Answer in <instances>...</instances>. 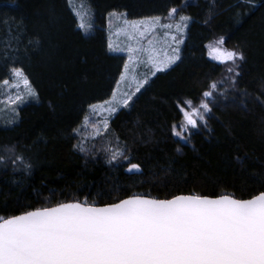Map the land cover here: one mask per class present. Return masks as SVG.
<instances>
[{
  "label": "trees",
  "instance_id": "trees-1",
  "mask_svg": "<svg viewBox=\"0 0 264 264\" xmlns=\"http://www.w3.org/2000/svg\"><path fill=\"white\" fill-rule=\"evenodd\" d=\"M82 1L93 13L89 36L69 0H0V83L12 77V66L21 67L37 93L14 126L0 127V146H13L0 148L6 158L0 164V214L86 198L102 206L133 193L249 198L264 190V104L256 99L264 101V0L187 6L183 14L191 22L179 62L158 74L130 109L118 112L85 152L76 147L81 140L75 131L91 105L111 98L126 63L108 48L110 14L163 18L187 0ZM216 37L245 57L238 94L213 110L210 132L195 133L182 145L170 128L180 118L176 102L198 100L220 76L219 65L207 56ZM106 147L127 152L142 171L127 172L123 160L109 164ZM19 154L30 158V172L12 162Z\"/></svg>",
  "mask_w": 264,
  "mask_h": 264
},
{
  "label": "snow or ice",
  "instance_id": "snow-or-ice-1",
  "mask_svg": "<svg viewBox=\"0 0 264 264\" xmlns=\"http://www.w3.org/2000/svg\"><path fill=\"white\" fill-rule=\"evenodd\" d=\"M190 21L176 7L163 18L126 20L124 32L129 40L135 41V46L114 48L110 43L108 48L112 52L127 51L125 73L130 65L140 64L147 66V72L144 79L135 81L134 91L123 92L119 97L114 92L112 99L103 105H91L92 112L103 109L112 115L118 110L117 105L128 108L132 97L149 83L148 73L155 76L176 64L181 59L179 45L184 42L181 37ZM84 27L83 23L79 24L80 29ZM158 30H167L166 35L175 30L172 44L167 45L171 53L158 47L155 35ZM144 40L146 47L141 44ZM224 44V37L214 42L212 59L226 65L229 75L224 79L235 88L238 81L233 76H239L237 62L245 57L238 50L224 48ZM10 72L15 82L5 78L4 86L11 83V87L18 89L23 82L26 94L36 96L21 67L12 66ZM126 79V75L120 76L121 81ZM223 82H210L198 100L184 98L176 102L180 118L170 128L177 140L188 142L193 130L208 128L211 100L224 96L218 92ZM243 95L249 94L245 91ZM256 99L264 104L259 97ZM23 100L24 95L17 94L9 102ZM88 121L86 116V125ZM92 127L91 138L95 139L102 130L95 124ZM107 129L108 120L104 119L103 131ZM75 134L80 135V131L76 130ZM87 139L76 146L79 151H86L83 145ZM0 148L13 150L8 145ZM104 150L110 153L109 164L123 160L127 172L142 171L139 164L130 162L127 152L108 147ZM11 159L14 164L19 162L22 171L30 172V158L19 154ZM5 161V156L0 155V164ZM0 264H264V190L249 198L189 193L160 199L133 193L102 206L86 198L25 209L19 214H0Z\"/></svg>",
  "mask_w": 264,
  "mask_h": 264
},
{
  "label": "rangeland",
  "instance_id": "rangeland-1",
  "mask_svg": "<svg viewBox=\"0 0 264 264\" xmlns=\"http://www.w3.org/2000/svg\"><path fill=\"white\" fill-rule=\"evenodd\" d=\"M197 1L198 0H187L182 7L178 8L179 14L184 15L183 11L186 9V7L189 6L190 4L196 3ZM69 5H70L71 10L73 11L74 15L76 16V18L78 20V25L81 23H83L85 25L84 29L83 30L81 29L82 32L84 33V35L85 36L91 35L92 31H93V13L89 10V8L85 4V2L82 0H70ZM146 19H149V18L139 19V20H130L127 18V16L125 14H122V13L115 12V13L110 14V16L108 17V20H107L108 45L111 43L114 48H125V49L130 44L135 46V41L129 40L127 35L124 32V29L127 27V25L125 24V21L126 20L127 21H141V20H146ZM175 19H176V21H178L179 15H177L175 17ZM162 22L167 23L168 21L162 20ZM189 26H190V23H189ZM189 26L185 30V34L181 37L184 42L179 45L180 55H181L182 47H183V45L186 41V38H187V32H188ZM166 31L167 30H158L155 35H156V38L159 40L158 47H160V48L168 51L169 53H171V49L168 48L167 45L172 44L171 37L173 35H176V33H175V30H173L171 32H168L166 35L165 34ZM218 38H220V37L214 38L213 40H211L207 44V56L213 63L219 65L221 72H220V76L215 81L218 82V81L224 80V82L220 85V87L218 89V92H223L224 96H216L211 100L210 106L212 107V112L215 108L222 106V105H224L230 101H234L236 98V95L238 94V90H237L238 87H235V88L231 87L230 83L226 79H224L227 75H229L225 71L226 65H222V64H220L217 61L212 59V55H215V53L211 52V46L214 45V42ZM141 44L146 47L147 46V40L141 41ZM223 47L228 49V50H235V49H231V48L226 47L225 44L223 45ZM110 52L112 54L124 56L126 63H128V54H127L126 50L124 52H112V51H110ZM144 59H146V57H144ZM178 62L179 61H177L176 64ZM243 62H244V60L237 62L239 64V67L236 69V71L239 72V76H233V78L237 81H239V78L241 75V68H242ZM176 64H174L172 67H174ZM171 68H169L167 71H169ZM167 71H165V72H167ZM146 72H147V66L144 64H140L139 66L130 65L129 71L127 73H125V70L123 69L122 74L126 75L127 79L125 81H121L119 79L118 84H117L114 92H116L117 96L119 97L120 94L123 92L134 91L135 86H136L135 81L144 79ZM162 73H164V72H162ZM158 74H161V73H157L155 76H151V74L148 73L149 83L147 85H145V87L142 88L139 93H136L132 97V100L130 101L128 108H124L120 105H117L116 107L118 110L112 115H109L103 109H100L97 112H92V110L90 108V111L87 115V117L89 118L88 124L86 125L85 120H84V123L82 124V126L79 130L80 135H77V137H79V139L81 141L85 137H88V139L84 143V145H86V144L94 143L101 136L105 135L107 133L108 129H107V131H103V120L104 119L108 120V128H109L110 122L116 116V114L122 110L130 109L132 104L136 100L137 96L145 90V88L150 84V82ZM10 81L12 83H14L15 78L11 77ZM118 85H119V87H118ZM31 88H32V86H31ZM35 93H36V91H35ZM17 94H23L24 100L23 101H17L14 104L10 103L9 100L14 99ZM111 99H112V96L109 100H111ZM36 100H37V93H36L35 97L28 96L26 94V88H25L23 82H20V87L18 89L11 87V83L9 86H4L2 83H0V127L6 128V127L14 126L19 120L20 109L22 107L30 104V103H33ZM103 104H104V102L96 104V105H103ZM105 107H107V105H105ZM93 124H95L96 127L100 128L102 130L101 134L96 136L95 139L91 138L92 133H93V127H92ZM199 132H210L209 121H208V128L207 129H201L199 131L193 130V132L189 135L188 142H185L182 140H177L176 137H175V139L178 143H180L182 145H184V144L189 145L190 144V137L192 135H194L195 133H199ZM87 146L88 145L84 146V148Z\"/></svg>",
  "mask_w": 264,
  "mask_h": 264
}]
</instances>
